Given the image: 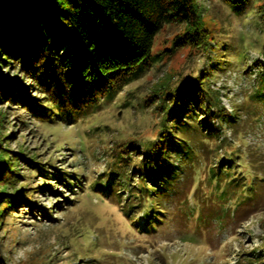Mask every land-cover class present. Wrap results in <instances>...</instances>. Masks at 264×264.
Returning <instances> with one entry per match:
<instances>
[{"label":"rangeland","instance_id":"rangeland-1","mask_svg":"<svg viewBox=\"0 0 264 264\" xmlns=\"http://www.w3.org/2000/svg\"><path fill=\"white\" fill-rule=\"evenodd\" d=\"M198 2L214 31L216 51L190 58L179 51L130 83L106 108L71 121H43L0 100L1 145L17 170L18 195L21 187L32 190V197L23 194L0 222V264H247L255 256L264 260V102H248L259 75L256 61H264L263 27L248 9L237 14L223 0ZM176 29L166 25L156 48ZM181 64L186 77L192 70H207L222 104L238 115L234 125L224 124L223 129L250 165L244 181L248 187L232 193L224 185L218 190L211 186L214 192L199 203L197 175L187 161L172 158L179 170L161 204L165 218L143 225L142 211L129 208L126 200L137 181L133 163L141 157L135 138L155 131L153 105L144 107L142 99ZM123 96L134 106L120 105ZM132 139L126 151H133L134 162L127 168L135 172L124 181L115 173L117 158L112 153ZM22 156L44 163L49 173L31 170ZM109 182L112 190L106 194L102 187Z\"/></svg>","mask_w":264,"mask_h":264},{"label":"trees","instance_id":"trees-1","mask_svg":"<svg viewBox=\"0 0 264 264\" xmlns=\"http://www.w3.org/2000/svg\"><path fill=\"white\" fill-rule=\"evenodd\" d=\"M223 2L237 14L247 9L255 13L264 32V0ZM166 25L177 29L156 48L157 36ZM213 32L198 0H0V100L29 110L37 120L71 121L106 108L130 83L156 64L168 63L179 51L185 58L216 51ZM256 65L259 75L248 102L260 105L264 102V61ZM181 66L172 68L142 99L144 107L153 105L156 119L153 133L135 138L140 159L134 162L133 151H126L134 139L123 141L112 153L117 158L115 173L122 180H131L135 171L129 172L127 166L136 165L137 181L129 187L126 200L129 208L142 211L143 225L165 218L161 204L168 199L179 170L172 158L187 161L197 175L199 203L214 192L211 186L218 190L224 185L232 193L245 192L248 187L244 181L250 165L223 129L224 124L234 125L238 115L222 104L207 70H192L186 77ZM119 100L122 106H134L128 96ZM2 139L0 135L3 224L6 212L16 207L23 194L32 197V190L21 187L23 193L18 195L15 177L19 176L12 169L13 162H8ZM22 158L31 170L49 173L44 163ZM102 188L110 193L112 184ZM247 260V264H259L262 257Z\"/></svg>","mask_w":264,"mask_h":264}]
</instances>
